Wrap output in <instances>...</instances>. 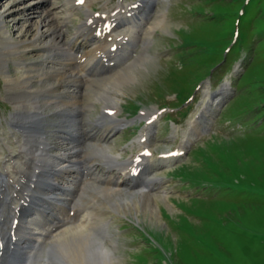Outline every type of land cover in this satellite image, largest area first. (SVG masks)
Segmentation results:
<instances>
[{
  "label": "rangeland",
  "instance_id": "1",
  "mask_svg": "<svg viewBox=\"0 0 264 264\" xmlns=\"http://www.w3.org/2000/svg\"><path fill=\"white\" fill-rule=\"evenodd\" d=\"M41 1L0 0V14H8L0 22V36L5 25L15 24L8 32L12 39H31L36 29H47L41 19L60 16L68 0L43 1V6L37 4ZM130 2L141 14L116 28L120 35L129 31L123 48L113 60L95 64L92 75L101 78L131 66L130 75L120 72L122 82L116 89L107 85L117 92L116 116L121 122L107 144L112 154L129 157L138 147L147 114L152 113L147 160H160L162 166L148 176L144 171L138 188L99 198V207L110 204L105 227L93 225L87 230L93 245L102 241L114 248L111 258L88 250L85 263L264 264V0H94L93 8L104 15ZM82 16L83 9L73 13L67 38ZM50 40L43 36L37 47ZM1 46L5 43L0 37ZM24 53L22 62L18 54H10L0 63V131L7 134L14 131L8 121L15 112L3 98L11 85L8 79L20 78L26 64H39L51 56L38 48ZM74 55L75 50L65 48L54 56L72 59ZM52 63H46L49 69L59 66ZM77 67L73 65V72L85 77ZM96 83L89 82L81 91L95 93ZM102 101L100 97L84 113L90 126L102 110ZM46 112L47 129H52L61 117ZM70 118L71 127H77L80 118ZM3 136L0 149L7 151ZM0 160V166L6 167L18 161ZM150 177L156 178V186H149ZM142 190L150 203L139 206L143 212L127 213V203ZM29 218L26 227L37 240L36 248L59 263L52 236L67 225L45 236L47 217L33 212ZM45 238L53 249L41 244Z\"/></svg>",
  "mask_w": 264,
  "mask_h": 264
},
{
  "label": "bare ground",
  "instance_id": "2",
  "mask_svg": "<svg viewBox=\"0 0 264 264\" xmlns=\"http://www.w3.org/2000/svg\"><path fill=\"white\" fill-rule=\"evenodd\" d=\"M43 1L49 0L37 4L43 6ZM93 3L94 0L66 1L60 12L63 17L54 13L50 21H47L46 16L43 17L41 24L47 29L41 32L36 29L31 39H12L8 32L10 28H15V24L5 25L7 35L0 36L1 42L5 43V47L0 48V63H5L4 57L10 54H18L22 62L21 59H25L24 52L30 48H38L43 55H51L39 64H26L20 78L10 77L7 83L11 85L3 95L15 112L8 121L14 131H9L10 134L0 131L7 141V151L0 149V158L18 161L12 162L11 167L0 166V264H86L88 250H95L101 257L111 258L109 252L114 248L113 244L109 242L111 249L102 241L93 245V238L87 230L93 225L105 227L107 220L104 215L110 211V204L108 208L99 207V198L119 196L138 188L141 184L139 176L141 178L144 171L148 176L158 166H162L160 160L154 163L148 161L145 152L151 139L152 113H143V116L148 115L146 118L149 120L138 138L137 149L129 157L121 158L120 153L112 154L107 144L110 133L121 123L116 116L119 98L113 89L122 82L120 72L130 75L128 69L131 66H124L123 71L96 79L92 72L95 64L113 60L116 51L123 48L124 37L129 35V31L120 35L115 30L123 22L138 18L141 11L130 2L126 6L118 4L114 13L102 15V12H94ZM82 9L85 17L79 18L80 25L75 26L68 39L67 25L73 13ZM50 12L48 10L47 14ZM3 17H8L6 11L0 14V22L4 20ZM54 19H57L56 24L50 23ZM43 36L51 40L37 47L36 42ZM65 48L75 50L76 55L72 59H55ZM50 58L48 62L59 65L56 69L48 68L46 60ZM73 65L79 67L78 71L85 72V77H78V72L72 70ZM92 81L97 82L95 93L81 91L82 86L88 88V83ZM108 84L114 88L108 89ZM100 97L104 103L102 110L90 126L83 119L84 113L93 108L94 102ZM47 109L61 117L50 126H53L52 129H47ZM109 111H112L111 114ZM70 117L80 118L77 127H71ZM148 181L149 186H156V178L153 180L150 177ZM135 195L127 203V213L133 209L143 212L139 206L150 203L145 191ZM113 206L112 210L116 211V206ZM34 211L49 220L48 228L43 233L45 236H51L52 230L67 225L52 236L58 251L54 259L60 260L59 263L52 262L50 257H45L36 248L37 240L27 230L26 218ZM41 244L48 250L52 248L46 238Z\"/></svg>",
  "mask_w": 264,
  "mask_h": 264
},
{
  "label": "snow or ice",
  "instance_id": "3",
  "mask_svg": "<svg viewBox=\"0 0 264 264\" xmlns=\"http://www.w3.org/2000/svg\"><path fill=\"white\" fill-rule=\"evenodd\" d=\"M153 119H155V117H153ZM173 155H175V154L173 153Z\"/></svg>",
  "mask_w": 264,
  "mask_h": 264
}]
</instances>
